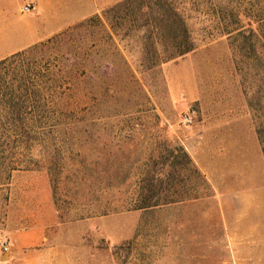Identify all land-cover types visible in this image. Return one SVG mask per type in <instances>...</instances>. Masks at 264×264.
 Returning <instances> with one entry per match:
<instances>
[{
	"label": "rangeland",
	"instance_id": "1",
	"mask_svg": "<svg viewBox=\"0 0 264 264\" xmlns=\"http://www.w3.org/2000/svg\"><path fill=\"white\" fill-rule=\"evenodd\" d=\"M24 1L0 0V62L29 51L4 72L48 103L0 164V264H264V27L232 14L264 0H170L196 49L169 61L144 0Z\"/></svg>",
	"mask_w": 264,
	"mask_h": 264
},
{
	"label": "trees",
	"instance_id": "2",
	"mask_svg": "<svg viewBox=\"0 0 264 264\" xmlns=\"http://www.w3.org/2000/svg\"><path fill=\"white\" fill-rule=\"evenodd\" d=\"M135 1L139 2L140 0L127 1L126 5H132ZM157 1L158 3L155 6L159 7V12L161 13L158 17L152 19L149 16V13H153L152 1H141L140 6L145 12L143 17L146 18L142 28L151 27V24H156L157 21L159 22L160 29L162 30V33L159 34L160 38L165 39V41L168 40L170 43V46H168L169 51H167L165 55V60L169 61L184 57L195 51V41L189 32L185 18L179 8L169 3L170 0ZM159 3L162 4V6H160ZM127 9L128 7H126V10ZM260 9L261 12L259 14L258 12ZM260 9H256L255 11L248 9V11L247 9L241 10L235 7L232 10V14L235 12L237 17L245 16L246 19L249 21L251 20L250 22L253 23L250 24L249 29L253 32L260 27H264V3L261 4ZM114 11L115 9H112V12ZM254 13L256 15H253ZM257 17H260L261 19L260 21L257 20L258 22L255 23L254 20ZM235 24L236 25L229 27L231 34L240 31L242 28L238 21ZM29 53V51L22 52L12 56L10 60L7 59L0 62V164H5V167L3 168H6L5 173L9 177L13 171L18 169L14 167L13 163L12 165L6 164L5 160L10 158V155L17 156L19 154L16 143L20 141L21 138L29 137V129L32 124L34 109L38 108L39 103L41 105L43 103L44 106L48 103V100L43 95L44 87L36 85L35 79L26 77L23 81L21 79L18 81L14 73L4 72L10 64L15 62L16 59L24 57ZM178 151L183 152L184 157L188 160L190 159L183 148H179ZM3 170L0 171V179Z\"/></svg>",
	"mask_w": 264,
	"mask_h": 264
},
{
	"label": "crops",
	"instance_id": "3",
	"mask_svg": "<svg viewBox=\"0 0 264 264\" xmlns=\"http://www.w3.org/2000/svg\"><path fill=\"white\" fill-rule=\"evenodd\" d=\"M26 4L34 6V12L31 14L32 17L41 19V14L48 15L49 18L53 19V14L58 10L57 5L71 4L68 8L63 7L60 12L67 14H80L77 16L79 20H85L101 13L104 7H108L113 4V0H25ZM56 5V6H55ZM37 42V41H36ZM34 42V43H36ZM32 43V44H34ZM31 44V45H32Z\"/></svg>",
	"mask_w": 264,
	"mask_h": 264
},
{
	"label": "built area",
	"instance_id": "4",
	"mask_svg": "<svg viewBox=\"0 0 264 264\" xmlns=\"http://www.w3.org/2000/svg\"><path fill=\"white\" fill-rule=\"evenodd\" d=\"M34 6L33 5H31V4H29V5H26L25 7H24V12L25 13H32V12H34ZM183 122L184 123H186V124H191L192 123V118L190 117V116H185L184 118H183ZM1 244H2V248L5 250V251H8L9 250V244L7 243V242H1Z\"/></svg>",
	"mask_w": 264,
	"mask_h": 264
}]
</instances>
